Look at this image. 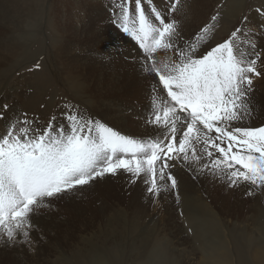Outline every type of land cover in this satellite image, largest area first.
<instances>
[{
	"label": "snow or ice",
	"instance_id": "6c2138e0",
	"mask_svg": "<svg viewBox=\"0 0 264 264\" xmlns=\"http://www.w3.org/2000/svg\"><path fill=\"white\" fill-rule=\"evenodd\" d=\"M162 2L109 0V22L137 48L148 81L135 129L69 101L45 122L19 112L0 124L4 243L31 248L41 217L106 176L143 185L153 200L176 188L181 166L264 193V124L251 123L253 82L264 80V3L241 21L247 34L236 27L221 39L210 24L185 32L172 18L180 0ZM10 111L0 104V121Z\"/></svg>",
	"mask_w": 264,
	"mask_h": 264
},
{
	"label": "rangeland",
	"instance_id": "374dc122",
	"mask_svg": "<svg viewBox=\"0 0 264 264\" xmlns=\"http://www.w3.org/2000/svg\"><path fill=\"white\" fill-rule=\"evenodd\" d=\"M163 1L168 2V0ZM207 1L209 12L204 14L205 17L203 18L198 17L201 23L197 25H215L216 28H213V32L220 38L223 35V25L220 26L219 20L223 19L222 15L226 0ZM240 1L239 5H235L238 10L237 13L230 19L237 27L241 26V29L243 27L247 29V25L241 23V21L244 20L245 16L254 17L255 9L261 3H264V0ZM57 2V0H0V8L5 6L4 9H12L11 11L16 8L20 14V19L15 23V27L6 28L3 33V37L9 43L17 44L19 42L17 46L19 51L17 50L14 55H8L0 60V104L6 103L12 109V111L5 114L2 121L4 122L14 113L23 112L30 117H37L41 122H45L47 118L57 114L66 101H69L79 105L87 113L95 114L98 118L107 119L110 124L118 126L117 111L115 115H108L106 111H103V116L101 115L98 92L95 89V75L84 69L82 70L83 74H81V71L65 70L62 66L64 63L63 58L58 56L53 48V43L64 45L70 41V44L81 42L78 38L52 32L51 19ZM61 2L63 9L70 6V2L63 0ZM182 2H187V0H182ZM213 17L216 19L213 20ZM172 18L175 19L173 15ZM218 26L219 28H217ZM249 28H251V25ZM94 39L96 38L89 40ZM239 39L244 40V44H247L244 37L240 36ZM241 40H238V46ZM78 69L81 70V68ZM68 72H71V74H68ZM128 119L131 124L136 125L137 117L129 115ZM2 121H0V124ZM175 171L173 169L172 174L176 179L177 186L166 193L168 201H161L158 205L155 203L156 198L153 200L147 194L152 203L150 205L144 202L146 205L144 209L139 204L130 202L128 195L110 196L105 194V198L112 201L108 216L102 217L92 211V218L86 220L75 219L71 226L62 229L60 244H58V235L57 237L50 236L48 232H52L49 229L45 231L44 228L33 232L34 243L31 248L24 244H6L3 240H0V248H2L0 251L5 252L0 259V264H17L16 255H19V252L24 249L30 251V254L25 253L30 257L29 264H36L31 256L37 259L35 251L40 245L45 246L44 256L40 264H61L62 262H65V264H99L112 262V259L116 260L117 264H152V258L150 257L152 254L150 253L154 248L165 251V256L170 264H205L209 260V256L212 255L211 252L215 250L217 253L222 245L227 246L226 248L231 257V259L226 260L227 264H236L233 244L230 243L232 234H229L227 229L233 230L232 227H235L236 224L242 226L237 231L243 229L247 215L243 216L245 211H241V205L246 204V201L242 202L235 190L231 188L224 189L222 184H219L218 187L216 182L214 183L215 186H213V183L210 185V180H208V185L214 189L210 190L212 194L210 199L202 194L203 198L215 211L221 212V209H225L228 211V215H219V217L221 216L220 221L224 225L218 232L217 228L220 223L217 221L204 223L208 226L209 231L204 242L195 233L190 232L184 221L189 213L187 211L189 205L186 203L188 199H184L186 196L184 191L178 187V184L180 179H185V177L181 170ZM199 193L202 192L199 191ZM213 196L216 198H212ZM63 201L65 202L66 199ZM191 209L190 218L191 216L200 217L198 209L193 207ZM213 222L216 226L214 231L211 232L210 225ZM241 233L244 234L245 239L248 235L253 236V239L259 237L257 232V234L252 233L247 228H244ZM219 235L221 236L218 238ZM157 257L154 256L153 258L156 259ZM156 260L160 262V260ZM95 261L98 263H94Z\"/></svg>",
	"mask_w": 264,
	"mask_h": 264
},
{
	"label": "bare ground",
	"instance_id": "6f19581e",
	"mask_svg": "<svg viewBox=\"0 0 264 264\" xmlns=\"http://www.w3.org/2000/svg\"><path fill=\"white\" fill-rule=\"evenodd\" d=\"M57 1L51 19L52 32L58 34L61 33L62 35H67L69 37L72 36L71 38L74 37L81 40L79 43L70 44V41L68 44L65 43L64 45L53 43L54 47H52L55 49L57 55L63 58V68L67 71H81V74H83L82 70L84 69L88 71V73L95 75V89L96 92H98L101 115L103 116V111H106L108 115H115L117 111L119 117L118 126L125 129H135L137 125L131 124L128 116L132 115L133 117H138L142 111L143 104L147 102L148 81L145 79L146 73L141 72L140 70L137 48L117 27L109 22V0H63L65 2H70L69 9H63L61 0ZM207 2V0H187V2H182V0H180L176 12L172 13V15L185 32L192 33L201 26L197 25L201 23V20H199L198 17L203 18L205 17L204 14L209 12V5ZM240 2V0H226L224 13L222 15L223 19L220 18L222 20H219L220 26L223 25V35L220 37L221 39L237 27L234 22H231V19L238 11L235 5H239ZM165 4H167V1L160 3V7H165ZM4 7L5 6H1L0 8V60L8 55H14L19 49V47H17L19 42L17 44L9 43L8 40L3 37L5 29L15 27V23L20 19L19 11L16 8L11 11L12 9H4ZM249 26L250 25H247V29L243 27L242 30L245 31V34H247ZM215 28L216 27H214V29ZM217 28H219V26ZM108 37L110 38L108 39ZM93 38L96 39L89 40ZM238 40L241 39L238 38ZM78 68H81V70ZM68 74H71V72H68ZM253 88L255 113L257 118L252 120L251 123L258 126L264 124V80H255L253 82ZM102 119L107 121V119ZM6 122L7 119L4 122L2 121L1 124ZM179 168H175L174 170H181L185 177V179H180L178 187L184 191V194L186 195L184 199H188L187 202L185 201L187 205H189L187 211L190 213L192 210L191 207H193L194 209H198L200 213V217L191 216V218L188 213L184 219L190 232L195 233V235L204 241L209 233L208 226L204 223H207L208 221H217L220 223L217 232L222 228L224 223L220 221V217L222 215H228V211L225 209H221V212L215 211L202 196V194H204L210 199V196H212L210 190L214 189L210 187V185L213 183V186H215L214 183L216 182L219 187V184H222L224 189L231 188L232 190H235L237 196L241 198L242 202L246 201V204L241 205V211H245L243 216L247 215L243 229L247 228L250 232H257L259 234V237H256L255 239L250 235L245 239L244 234L241 233L243 229L237 231V229L242 227L241 225L236 224L235 227H232L233 230L227 229L229 234H232L230 243L233 244V252L236 256L235 263L264 264V193L257 191L249 194V190L252 186L246 185L245 183L230 187L226 180L217 176L193 173L183 166ZM208 180H210V185L207 183ZM199 191L202 193H199ZM167 192L169 191L162 192L161 196L156 198L155 203L160 205L161 201L167 200ZM105 194H109L110 196L128 195L130 202L137 203L139 206L144 207V209L146 203L150 205L152 203L151 199L144 191L143 185H129L125 178L119 176H106L102 180L95 182L92 188L85 194L69 196L66 198L65 202H59L49 214L40 218L38 222V230L44 228L45 231H47L49 229L52 233L48 232V234L55 237L58 235V244H60L62 229L71 226V223L75 219L86 220L92 218V211H94L96 215L102 217L108 216L112 201L105 198ZM212 198L216 197L213 196ZM219 215L221 216L219 217ZM199 225L200 227L197 228ZM253 225L255 228H253ZM215 226L214 222L210 225L211 232L214 231ZM220 236L221 235H219L218 238ZM216 247H218V245H216ZM226 247V245H222L217 253L215 250L212 251V255L209 256V260H207L205 264H227L226 260L231 259V257ZM229 249L232 250L231 248ZM44 250L45 246L40 245L35 251L37 259L31 256V259L35 261L36 264H40L44 256ZM4 253L5 252L0 253V259L3 257ZM25 253L30 254V251L24 249L19 252V255H16L17 264H29L30 257ZM230 253L233 254L232 252ZM150 254H152L153 257L158 256L156 259L160 260V262H158L155 258L150 256L152 258V264H170L165 256V251L154 248L151 250ZM115 261L116 260L112 259V262H102L99 264H117ZM94 263L98 262L95 261ZM61 264H65V262H62Z\"/></svg>",
	"mask_w": 264,
	"mask_h": 264
}]
</instances>
